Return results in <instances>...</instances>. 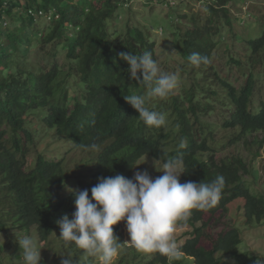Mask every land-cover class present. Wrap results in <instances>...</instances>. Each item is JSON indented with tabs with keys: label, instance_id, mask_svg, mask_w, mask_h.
I'll return each mask as SVG.
<instances>
[{
	"label": "trees",
	"instance_id": "16d2710c",
	"mask_svg": "<svg viewBox=\"0 0 264 264\" xmlns=\"http://www.w3.org/2000/svg\"><path fill=\"white\" fill-rule=\"evenodd\" d=\"M129 1L0 0V233L33 229L45 243L59 229L56 221L64 215L71 219L76 210L74 194L64 193L70 181L77 184L75 192L88 190L91 197L98 178L119 174L131 179L143 156L161 163L178 156L185 169L180 183L225 178L219 203L207 211L193 210L189 220L180 223L190 226L179 245L184 255L194 264H253L254 253L240 250L242 226L264 220V194L255 193L244 179L249 171L242 157H218L216 151L243 141L247 134L261 133L258 142L264 141V101L256 106L252 102L254 74L239 87L219 74L211 61L219 21L207 14L199 26L190 16L194 28L173 26L169 66L182 80L185 75L186 84H178L163 101L150 99L147 106L164 113L167 123L161 128L145 125L123 97L143 95L147 89L131 80L118 54L150 51L161 62L149 32L128 24L117 37L115 23ZM227 1L217 0L225 15ZM172 21H178L176 14ZM38 43L52 45L42 49L45 57H31ZM245 44L252 57L264 50V31ZM59 51L65 52L63 65L58 64ZM193 52L211 63L193 66L188 60ZM213 112L222 116L218 126L228 130L220 140L212 123L201 118ZM44 132L49 140H67L69 149L88 152V157L70 171L64 154L49 156L47 144L38 148L37 134ZM181 139L186 142L183 149L178 148ZM236 202V226L217 230V221L229 216ZM112 227L122 236L120 222ZM118 241L122 243L121 237ZM149 255L146 264H169L159 253Z\"/></svg>",
	"mask_w": 264,
	"mask_h": 264
},
{
	"label": "rangeland",
	"instance_id": "374dc122",
	"mask_svg": "<svg viewBox=\"0 0 264 264\" xmlns=\"http://www.w3.org/2000/svg\"><path fill=\"white\" fill-rule=\"evenodd\" d=\"M167 0H130L127 5L121 8L116 20L115 29H117V37L120 38L130 26H137L149 32V39L155 43V51L158 61L168 68L169 73H173L172 68V44L171 33L173 26L179 23V27L183 26L185 30L194 28L191 26L187 18L193 16L197 19L198 25L203 24L202 18L209 14L213 21H219V34L215 35L214 39L217 46L212 52L211 61L216 67L219 74L228 78L236 87L244 83L245 78L249 73H253L255 77L252 102L256 106L260 101H264V50L259 51L252 57L250 47L245 44L247 40L257 38L264 31V0H228L225 4L227 13L225 15L219 3L213 0H175V5L167 6ZM212 8V9H211ZM216 9V11H213ZM174 14L177 15L178 21H172ZM180 14L185 17L180 18ZM112 26V25H110ZM215 27V23L212 24ZM38 43L32 47L31 57H45L42 49L51 48L52 45L43 46ZM42 47V48H41ZM65 52L59 51L58 64H64ZM45 61V60H44ZM160 64V63H159ZM160 64V65H161ZM161 65V67H163ZM176 74V73H175ZM178 84H186V77L182 75L184 80L179 78ZM75 89L70 90V96H74ZM161 100V99H159ZM164 100V99H163ZM161 100V101H163ZM69 110L72 109L71 100L67 103ZM216 106V105H215ZM201 115V114H200ZM204 121L211 122L216 129L215 136L217 139L225 137L227 129H222L218 125L221 124L222 116L213 112L211 114L201 115ZM50 133V132H49ZM50 135V134H49ZM261 133L247 134L244 140L230 145L222 150H217L216 155L230 156L238 155L244 159L248 166V171L244 179L247 181L250 188L257 194H264V141L260 144ZM46 133L37 134L36 143L39 149L43 150L45 144L48 145V155L57 157L64 154L65 163L68 169L74 171L79 159L88 157V152L69 149V142L64 140V143L59 140H49ZM40 140H42L40 142ZM208 154L205 153L204 157ZM34 154L29 156V161L33 159ZM154 165V166H153ZM162 163L148 156L141 157L133 168V175L136 171L147 170L149 175L154 179L163 175L161 170ZM156 168V169H155ZM255 170V173L252 172ZM76 183L67 185L64 193L69 192L68 189H76ZM238 203L230 207L229 216L225 215L223 219L218 220L217 230H225L236 226L235 217L239 213ZM241 214V212H240ZM123 238L121 243L120 255L116 264H146L151 260L149 254L139 252L129 241V236L126 231L125 222H120ZM243 241L240 244L241 251H250L254 256L264 257V220L261 222L253 221L245 223L242 226ZM190 229L187 224L178 225L176 238L180 245L183 241V231ZM16 228H9L7 231L0 233V243L4 248L0 251V264H23L22 250L19 249L18 240L23 236L34 238L41 249L42 264H61V256H70L74 259L75 264H98L94 257H89L84 250L79 249L74 244H67L59 238L60 229L49 234L45 243L41 242L38 234L33 229L29 233H22ZM159 264V263H157ZM171 264H194L192 259L183 256L181 260L173 261Z\"/></svg>",
	"mask_w": 264,
	"mask_h": 264
},
{
	"label": "clouds",
	"instance_id": "9594fccd",
	"mask_svg": "<svg viewBox=\"0 0 264 264\" xmlns=\"http://www.w3.org/2000/svg\"><path fill=\"white\" fill-rule=\"evenodd\" d=\"M164 4L173 6L175 0H167ZM118 57L128 65L131 80L147 89L143 95L125 96L124 100L136 110L145 125L165 126V114L150 110L147 103L152 98H167L178 86L177 74L165 72L150 51L138 55L120 52ZM188 60L196 67L211 63L207 56L198 52L191 53ZM185 143L181 139L178 148L183 149ZM160 171L163 175L154 179L147 170L136 171L131 179L119 174L98 178V183L90 190L91 197L88 190L68 189L74 194L76 210L71 219L64 215L56 221L59 238L84 250L87 256L96 258L98 264H116L121 243L112 226L123 220L128 242L139 252L159 253L169 264L181 260L184 252L176 238L178 225L187 222L193 210L207 211L215 207L222 197L225 178L218 175L211 182L180 183L179 177L185 169L178 156L163 162ZM18 245L23 264H41V249L34 238L23 236ZM61 257V264H75L70 256ZM253 264H264V257L257 256Z\"/></svg>",
	"mask_w": 264,
	"mask_h": 264
}]
</instances>
